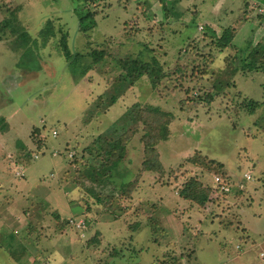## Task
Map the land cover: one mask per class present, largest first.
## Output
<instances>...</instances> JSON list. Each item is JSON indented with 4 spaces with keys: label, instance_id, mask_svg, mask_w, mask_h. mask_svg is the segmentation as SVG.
I'll return each instance as SVG.
<instances>
[{
    "label": "rangeland",
    "instance_id": "1",
    "mask_svg": "<svg viewBox=\"0 0 264 264\" xmlns=\"http://www.w3.org/2000/svg\"><path fill=\"white\" fill-rule=\"evenodd\" d=\"M102 1L84 0L96 26L82 33L75 1L0 0V246L12 233L30 252L0 264H263L264 190L221 194L214 182L249 170L255 181L247 163L264 154L262 74L234 70L240 53L219 51L197 20L184 31L156 23L149 35L143 14L123 28L118 18L134 13ZM13 13L37 72L16 68L24 50L6 28ZM195 179L192 202L179 192ZM243 206L260 216L247 221L258 223L254 243L237 228Z\"/></svg>",
    "mask_w": 264,
    "mask_h": 264
},
{
    "label": "crops",
    "instance_id": "2",
    "mask_svg": "<svg viewBox=\"0 0 264 264\" xmlns=\"http://www.w3.org/2000/svg\"><path fill=\"white\" fill-rule=\"evenodd\" d=\"M110 1V3L113 2L116 5L115 8L113 7L114 9L117 8L119 10H122L123 12H125V14L127 12L134 13L133 18H130V15L128 14L123 15L122 18H118L116 24H118L119 26H122L123 24V28H126V26L124 25V20L128 18L129 20H135L136 18L137 20L135 21H137V23L139 24V17L142 16V14L144 17H140V21L144 19L146 22L149 23L147 26L145 24L143 25V27L145 28L144 31H147L149 35L154 33L153 26L156 23L162 24V27L164 28L167 27L171 30L182 29V31H184L188 30L187 23H191V21L197 20V23L198 21L199 23L196 25V30L199 31V27L202 26L203 29H205L208 33V37H210V32L216 35L218 33L217 29L222 32L224 31V29H226L231 33L232 39L230 46L228 48L226 47L222 50H219L222 53H226L227 51L230 53L233 51L234 53H243V51H245V53H247L249 52V48L250 50L257 48L264 50V0H117V2H115L116 0ZM125 1L126 5H123ZM102 2H105V0H103ZM111 8L112 7L110 5L109 9ZM260 9H263V13L259 12ZM173 12H175V15L171 17V14ZM161 21L165 22L163 23ZM138 30H136L134 34L141 32ZM179 30H177L176 32H178ZM208 37L207 39H209ZM209 41L212 42V40L210 39ZM257 73L262 74V80H264V71L260 70L252 74ZM262 137L264 138L263 135ZM262 147L263 149L261 152L264 153V141ZM256 155L257 153H251L250 159L252 161L250 162V164L247 163L248 159L246 161L241 162V165L247 163L250 168L256 170L255 181H250V184H248L250 186L253 185L255 189L254 192L264 190V154L261 153V155L257 157ZM52 197L53 196H48L44 200H48L49 202ZM239 199L240 201H243L244 196L241 195ZM248 207H241L239 212L240 219L243 218L244 220L245 218V222L243 224L242 220V226L239 227L238 225L237 228L241 230L242 235L245 239L250 240L254 243L255 241L253 238L250 237V235H260V233L255 230V227L258 225V223H252L247 221H249L250 219H260V216H258L257 214H251L253 212L249 211L250 209ZM55 213H57V211H55ZM250 223H252L253 226ZM28 231L30 232L31 229L26 230V232ZM239 248L240 247L238 246L236 247L237 250ZM29 253V251H26L19 261H21L22 259L28 260L27 258L30 257L28 255ZM261 253L264 254V252H260L259 259L261 260V263L264 264V262L260 258ZM2 256L5 260H8V253L4 249L0 248V259ZM243 261L246 262V259H243ZM243 261H241V264H244Z\"/></svg>",
    "mask_w": 264,
    "mask_h": 264
},
{
    "label": "trees",
    "instance_id": "3",
    "mask_svg": "<svg viewBox=\"0 0 264 264\" xmlns=\"http://www.w3.org/2000/svg\"><path fill=\"white\" fill-rule=\"evenodd\" d=\"M73 2L75 1L77 3V7L74 8V13L78 19V27H79V31L84 33L87 32L88 30L93 29L96 26V21H95V13H92L90 11H87L83 8H81V5L83 4L84 0H72ZM164 6V5H163ZM6 24V28H10V32L12 34H14L15 36V40L17 41V43L20 45V47L24 50V52L22 53V57L21 60H19V62L16 64V68L18 69H22V70H26L27 72H37L41 69V66L39 64V58L38 56L33 52L31 46L29 45V42H31L30 36L28 34V32L24 29V27L20 24L19 20L17 19V17L15 16V14H11V18L5 21ZM45 29L47 31V33L54 37L55 33H54V29H53V25L51 23V21H47L45 24ZM210 37H208L210 40H212V44L216 47L219 48L220 50L224 49V48H228L230 46L231 43V39H232V35L231 33L224 29L222 35L218 38H216V36L210 32ZM64 39V37H63ZM63 42V47L65 49V54L64 56L66 58H69V52L67 51V46L65 43V39L62 40ZM236 53H240V57L243 54V57H241L239 60L242 63V66L238 69H234V70H241L243 73L244 72H258L260 70L264 71V50H261L259 48L257 49H251L249 48V52L245 53V51H243V53L241 52H236ZM103 53H97V56L94 58V63H98L101 59H102ZM71 72L74 73V70L72 68H70ZM142 73H138L136 75H134V78H137L139 76H141ZM211 100V98H210ZM209 100V101H210ZM155 113L159 114L160 110L158 109H154ZM250 113H253V110H249ZM128 118H133V115L131 113H127L123 116V119H128ZM120 121L119 120L117 123H115V127L116 126H120ZM167 125L161 127L162 130H165L167 127ZM166 138V137H165ZM100 140L104 141V137H100ZM43 148V147H41ZM161 162L159 161L157 167H152V168H143L145 171H154L156 170V168H158L157 170L160 169L161 167ZM22 178V177H20ZM198 186V181L197 179H195L193 182H191L189 185H187L184 189H182L179 192V195L189 201L193 200H197V198L195 197V187ZM205 199H201L200 203H202ZM195 202V201H194ZM56 219H60V217H58L56 215ZM11 236L10 238L6 239L5 241H2V245L0 247L4 248L5 251H7V253L10 255V257H12L14 260L19 261L22 256L25 254V245L24 243H19L18 247L16 246V242L17 240L15 239L14 236H12V233L9 235ZM8 236V237H9ZM15 257V258H14Z\"/></svg>",
    "mask_w": 264,
    "mask_h": 264
},
{
    "label": "built area",
    "instance_id": "4",
    "mask_svg": "<svg viewBox=\"0 0 264 264\" xmlns=\"http://www.w3.org/2000/svg\"><path fill=\"white\" fill-rule=\"evenodd\" d=\"M259 12L260 13H263V9H260ZM202 29H203V27L200 26L199 27V30H202ZM52 135H53V137H56L57 132L55 130H53L52 131ZM51 155L53 157H55L57 154H56V152H53ZM67 157L69 159H71L73 157V153L72 152H69L67 154ZM33 158L35 160L38 159V155H36V154L33 155ZM14 175L17 178L23 177L24 176V167L21 166V165H19L15 169ZM252 180H253V177H252V174H251L250 171L245 172L242 175L241 180L236 181L235 183H232V182H230L229 180H227L225 178L222 179V178L216 176L214 178V182L216 184L215 185V189H216V191H218L221 194H230L234 190H236V191H244L246 189L247 183H249ZM68 223H69V225L74 226L78 230H82V229H84L86 227V223L82 219H80V220L79 219L78 220H76V219H69ZM260 258L264 262V254L263 253L260 254Z\"/></svg>",
    "mask_w": 264,
    "mask_h": 264
}]
</instances>
